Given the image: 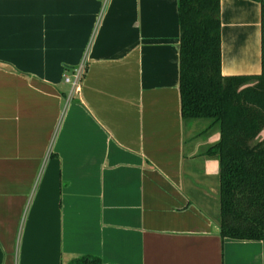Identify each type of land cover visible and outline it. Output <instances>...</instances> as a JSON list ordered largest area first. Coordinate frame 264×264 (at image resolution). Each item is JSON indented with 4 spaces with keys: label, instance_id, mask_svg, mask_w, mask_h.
Masks as SVG:
<instances>
[{
    "label": "crops",
    "instance_id": "1",
    "mask_svg": "<svg viewBox=\"0 0 264 264\" xmlns=\"http://www.w3.org/2000/svg\"><path fill=\"white\" fill-rule=\"evenodd\" d=\"M259 1L220 0L225 77L261 73ZM179 39L178 0H0V264H263L220 236Z\"/></svg>",
    "mask_w": 264,
    "mask_h": 264
},
{
    "label": "trees",
    "instance_id": "2",
    "mask_svg": "<svg viewBox=\"0 0 264 264\" xmlns=\"http://www.w3.org/2000/svg\"><path fill=\"white\" fill-rule=\"evenodd\" d=\"M260 2L261 73H221L220 0H178L179 97L184 122L207 120L219 140L202 153L218 161L217 219L222 238L263 244L264 264V0ZM68 264H102L83 256Z\"/></svg>",
    "mask_w": 264,
    "mask_h": 264
},
{
    "label": "built area",
    "instance_id": "3",
    "mask_svg": "<svg viewBox=\"0 0 264 264\" xmlns=\"http://www.w3.org/2000/svg\"><path fill=\"white\" fill-rule=\"evenodd\" d=\"M85 71V65L84 62L79 65L77 68H75L71 75L64 76V82L66 84H69L70 86V93L67 96V102H69L80 90V85L83 79Z\"/></svg>",
    "mask_w": 264,
    "mask_h": 264
},
{
    "label": "rangeland",
    "instance_id": "4",
    "mask_svg": "<svg viewBox=\"0 0 264 264\" xmlns=\"http://www.w3.org/2000/svg\"><path fill=\"white\" fill-rule=\"evenodd\" d=\"M199 123H200V125H204V124H205V125H206V124L208 125L209 122H208L207 120H199ZM207 125H206V126H207Z\"/></svg>",
    "mask_w": 264,
    "mask_h": 264
}]
</instances>
